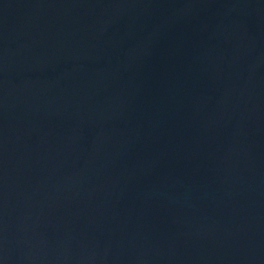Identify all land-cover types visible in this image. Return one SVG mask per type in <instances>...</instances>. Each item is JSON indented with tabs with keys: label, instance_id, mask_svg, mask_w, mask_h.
Here are the masks:
<instances>
[{
	"label": "water",
	"instance_id": "95a60500",
	"mask_svg": "<svg viewBox=\"0 0 264 264\" xmlns=\"http://www.w3.org/2000/svg\"><path fill=\"white\" fill-rule=\"evenodd\" d=\"M0 264H264V0H0Z\"/></svg>",
	"mask_w": 264,
	"mask_h": 264
}]
</instances>
